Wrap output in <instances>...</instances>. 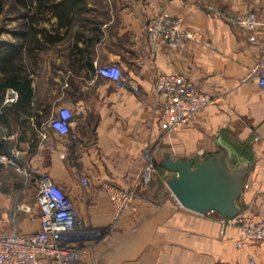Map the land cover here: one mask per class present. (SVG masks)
Returning a JSON list of instances; mask_svg holds the SVG:
<instances>
[{
	"label": "crops",
	"instance_id": "0c3cea01",
	"mask_svg": "<svg viewBox=\"0 0 264 264\" xmlns=\"http://www.w3.org/2000/svg\"><path fill=\"white\" fill-rule=\"evenodd\" d=\"M115 1L88 5L87 15L107 13L105 21L96 22L100 39L84 53L68 43L49 57L68 64H55L43 77L31 72L29 99L6 101L9 88L15 87L0 88V152L19 150L18 162L28 170V175L22 172L24 180L35 183L32 195L20 182L13 191L0 186L1 225L24 231L38 227L24 213L15 221L7 215L16 198L36 203L38 177L48 173L72 198L84 231L105 232L92 235V246L84 245L81 264H249L250 255L264 261V239L246 240L237 226L221 234L218 211L184 207L167 183L174 172L158 168L152 182L138 183L146 144L153 146L159 162L165 152L188 160L224 152L228 168L244 173L239 213L264 219V85L251 76L256 67L264 68V0ZM164 7L203 39L183 47H152L147 28ZM216 10L255 11L258 25L255 30L235 25ZM94 24L85 29L87 34L94 35ZM86 60L118 63L139 89L114 86ZM160 72H184L213 98L171 131L164 127V98L156 89ZM62 105L74 111L71 143L49 122ZM0 166L19 171L12 164ZM81 174L92 184L82 185ZM111 183L136 188L120 216L105 187Z\"/></svg>",
	"mask_w": 264,
	"mask_h": 264
},
{
	"label": "built area",
	"instance_id": "2783aa9c",
	"mask_svg": "<svg viewBox=\"0 0 264 264\" xmlns=\"http://www.w3.org/2000/svg\"><path fill=\"white\" fill-rule=\"evenodd\" d=\"M216 11L235 25L250 30H255L258 25L255 11ZM147 38L152 47H183L191 41L202 40L203 35L198 30L185 27L181 16L172 14L164 7L149 23ZM94 65L114 86H132L135 90L139 89L138 84L131 81L118 63L109 61L101 64L95 60ZM251 76L264 85L263 67H256ZM156 89L164 98L162 118L168 131L187 123L195 112L213 100L209 93L202 91L184 72H160ZM18 97V90L9 88L6 101H15ZM73 118L74 111L69 106L62 105L52 111L49 119L50 124L65 137L67 143H71L75 137L72 131ZM19 152L16 149L12 154L0 152V162L12 164L28 175V170L18 162ZM203 153L200 150V154ZM143 156L144 165L138 183L148 185L157 175V160L151 144L144 146ZM80 181L84 186L92 184L91 178L85 174L80 175ZM37 184L36 203L16 202L7 219L15 221L24 213L30 222H37L38 227L24 231L15 225L0 223V264H81L82 248L84 245L92 246L94 239L84 231L83 222L72 198L48 173L41 174ZM105 187L115 215L120 216L135 196L136 188L126 189L113 183L106 184ZM219 221L221 234L226 232L228 226H237L246 240L264 239V219L257 220L240 212L233 217L220 216ZM238 245L242 246L243 242L239 241ZM249 264H264V261L250 255Z\"/></svg>",
	"mask_w": 264,
	"mask_h": 264
},
{
	"label": "trees",
	"instance_id": "16d2710c",
	"mask_svg": "<svg viewBox=\"0 0 264 264\" xmlns=\"http://www.w3.org/2000/svg\"><path fill=\"white\" fill-rule=\"evenodd\" d=\"M18 11L19 23L11 29V38H0V88L13 86L19 91L18 101L32 96L31 72L36 71L43 50L69 39L71 49L90 51V45L100 39V25L93 20L89 11V0H0V12L6 2ZM55 18V19H54ZM94 22V35L85 32ZM84 41L79 45L78 41ZM90 69L93 60L84 62ZM4 93H0V102ZM3 107V111L5 108ZM3 114L0 113V118ZM157 169L163 168L157 160Z\"/></svg>",
	"mask_w": 264,
	"mask_h": 264
},
{
	"label": "water",
	"instance_id": "95a60500",
	"mask_svg": "<svg viewBox=\"0 0 264 264\" xmlns=\"http://www.w3.org/2000/svg\"><path fill=\"white\" fill-rule=\"evenodd\" d=\"M160 164L175 173L167 183L184 207L199 213L216 210L222 217L239 213L237 198L243 189L244 173L228 168L224 152L189 160L165 152Z\"/></svg>",
	"mask_w": 264,
	"mask_h": 264
},
{
	"label": "rangeland",
	"instance_id": "374dc122",
	"mask_svg": "<svg viewBox=\"0 0 264 264\" xmlns=\"http://www.w3.org/2000/svg\"><path fill=\"white\" fill-rule=\"evenodd\" d=\"M9 1L4 3L2 11L0 12V38H11L12 37V31L11 29L15 28V26L18 25L19 19L16 17L18 11L16 9H12L11 6L9 5ZM118 3H122L119 1ZM89 4H93L94 6H106V5H115L116 1L115 0H89ZM90 14V15H89ZM89 16L94 17V19L100 22H103L106 20L107 13L105 11L101 12H96L95 10L92 11L91 13L89 12ZM69 43V39H65L61 41L60 43H57V45H52L51 48L43 50L41 54V59L39 61V64L35 66L36 69V74L39 76L43 77L49 73V71L53 72V66L56 64H68L66 61L60 62L58 60H52L50 61L49 57H53L55 55V52H60L62 50H65ZM99 63L103 64L105 62H100ZM70 66V65H69ZM154 151V149H153ZM157 160V159H156ZM0 186L3 188H8L13 191L12 186L18 185L19 182L24 184V189L27 193V195H32L34 193V185L35 183L31 181V179H25L24 180V175L20 171H13L10 166H0ZM156 177V176H155ZM155 177L152 179V181L155 179ZM151 181V182H152ZM11 184V186H10ZM37 192V191H36ZM18 201H20L21 198H16ZM16 200V202H18ZM130 203V202H129ZM87 234L91 235H102L105 232H102V230L98 232H86Z\"/></svg>",
	"mask_w": 264,
	"mask_h": 264
}]
</instances>
